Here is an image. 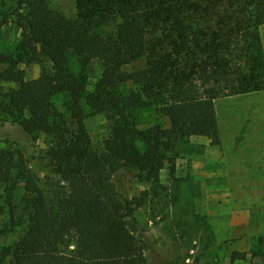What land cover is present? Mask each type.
Returning <instances> with one entry per match:
<instances>
[{
	"label": "trees",
	"instance_id": "obj_1",
	"mask_svg": "<svg viewBox=\"0 0 264 264\" xmlns=\"http://www.w3.org/2000/svg\"><path fill=\"white\" fill-rule=\"evenodd\" d=\"M75 2L68 17L50 0H11L0 22L10 17L22 31L17 52L0 53V115L30 135L51 136L44 155L54 174L42 183L24 152L0 147L13 223L2 233L16 230L18 188L27 211L18 238L0 251L1 264H147L130 224L145 198L123 196L116 176L136 167L160 183L161 170L176 171L179 142L221 143L215 99L264 91V0ZM94 59L104 69L92 82ZM34 63L43 70L27 79L22 65ZM155 86L167 95L159 111L169 126L141 130L137 117L153 105ZM59 96L67 98L65 112L56 108ZM98 113L113 121L102 147L86 124Z\"/></svg>",
	"mask_w": 264,
	"mask_h": 264
},
{
	"label": "rangeland",
	"instance_id": "obj_2",
	"mask_svg": "<svg viewBox=\"0 0 264 264\" xmlns=\"http://www.w3.org/2000/svg\"><path fill=\"white\" fill-rule=\"evenodd\" d=\"M50 2L54 8L64 12L68 17L76 15L75 0H50ZM4 3H6L5 6ZM10 5L11 0H0V22H4L3 12ZM7 19H9L8 23L0 25V53L15 54L19 49L22 31L12 18ZM262 34L264 39V25ZM44 66L47 71L52 70L50 62H45ZM78 67L75 63L74 68L78 69ZM22 68L26 72L27 79L38 77L43 70L39 63L22 65ZM103 69V61L94 59L88 68L90 80L95 82L99 79ZM12 86L14 85L4 83L5 90ZM154 92L153 105L144 107L137 117L138 127L141 130L156 124H161L164 127L169 126L167 119L159 111L160 104L167 101V95L162 92L160 86H155ZM235 95L244 96L233 94L221 98L225 100L227 97ZM249 96L264 97V93L261 95L250 94L242 98H249ZM55 105L59 112H65L68 105L67 98L59 96L55 100ZM226 105L228 104L221 101L219 108L223 110L222 112ZM231 119L236 122L230 123V126H233L230 131L249 132L248 118L233 116ZM223 120L224 126L227 127L228 117L223 116ZM86 124L95 146L102 147L105 139L111 133L113 121L106 113H98L88 117ZM240 124H243L242 131L239 130ZM51 140V136L44 133L30 135L21 125L0 115V147L12 146L24 152L31 162L32 169L42 179V183L48 177H54L44 155ZM183 144V141L178 143V153ZM139 146L142 150L146 148L142 137L139 139ZM180 163L179 153L176 165ZM179 178V166L176 173H172L168 167L161 170L160 183L158 184L152 183V179L144 169L136 167L125 170L116 176L115 181L123 196L130 199L143 198V196L145 198L144 204L136 207L130 224L146 245L147 264H264V202L256 207V202L253 201V206L248 209L253 216L251 225L255 232L250 242H246L241 248L228 247L224 243H213V241L211 242L215 239L213 234L199 231L203 219L193 209L192 203L185 193V186L179 182ZM243 188L246 195L253 198L257 193L262 195L264 192V185H246ZM23 197L24 190L18 188L12 202L18 224L15 231L3 234L2 230L5 227H11L13 223L6 186L0 183V207L4 208L3 215H0V251L3 246L10 245L18 238L26 224L27 211ZM235 252L240 255H234Z\"/></svg>",
	"mask_w": 264,
	"mask_h": 264
},
{
	"label": "crops",
	"instance_id": "obj_3",
	"mask_svg": "<svg viewBox=\"0 0 264 264\" xmlns=\"http://www.w3.org/2000/svg\"><path fill=\"white\" fill-rule=\"evenodd\" d=\"M261 93L264 91L215 99L221 143L213 145L207 137L193 136L181 147V163L176 165V171L180 168L179 182L185 186L193 209L203 219L199 231L213 234L215 239L211 242L233 248L251 241L255 232L248 209L253 201L256 207L264 202V192L253 198L243 188L264 185V97L242 98ZM221 101L228 104L224 112L219 108ZM223 116L228 117L227 127ZM233 116L248 118L249 132L230 131L233 128L230 123L236 122L231 119ZM242 129L240 124L239 130Z\"/></svg>",
	"mask_w": 264,
	"mask_h": 264
},
{
	"label": "built area",
	"instance_id": "obj_4",
	"mask_svg": "<svg viewBox=\"0 0 264 264\" xmlns=\"http://www.w3.org/2000/svg\"><path fill=\"white\" fill-rule=\"evenodd\" d=\"M194 264H196V263H194Z\"/></svg>",
	"mask_w": 264,
	"mask_h": 264
}]
</instances>
